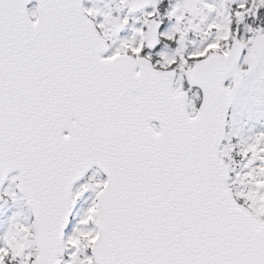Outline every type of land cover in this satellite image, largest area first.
<instances>
[{"label": "snow or ice", "instance_id": "1", "mask_svg": "<svg viewBox=\"0 0 264 264\" xmlns=\"http://www.w3.org/2000/svg\"><path fill=\"white\" fill-rule=\"evenodd\" d=\"M0 264H264V0H0Z\"/></svg>", "mask_w": 264, "mask_h": 264}]
</instances>
